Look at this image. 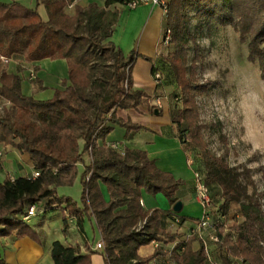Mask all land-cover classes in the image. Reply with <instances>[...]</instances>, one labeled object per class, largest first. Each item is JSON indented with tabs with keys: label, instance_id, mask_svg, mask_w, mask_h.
Listing matches in <instances>:
<instances>
[{
	"label": "trees",
	"instance_id": "16d2710c",
	"mask_svg": "<svg viewBox=\"0 0 264 264\" xmlns=\"http://www.w3.org/2000/svg\"><path fill=\"white\" fill-rule=\"evenodd\" d=\"M74 1L0 0V57L20 58L26 63L64 60L67 67L66 77L45 100L23 92L21 75L0 73V102L4 105L0 144L28 154L39 172L33 179L0 182V237L16 233L17 238L38 241L27 221L13 217L29 206L39 208L46 201L54 206L57 202L60 207L66 205L62 211L73 217L81 234L84 216L93 219L102 248L92 250L85 242L82 252L79 245L54 241L51 264H91V255L97 252L104 264H147L153 257L165 255L174 264H207L201 242L196 241V249L192 246L195 236L177 242L180 236L168 229L184 224L185 217L171 209H146L141 205L143 191L151 195L162 192L172 207L178 201L181 182L158 169L142 149L124 146L114 150L106 146V137L114 127L122 128L125 138L130 131L142 130L119 117L117 111L149 109L147 94L132 86L131 71L139 56L134 51L124 55L110 41L119 15L117 8L110 7H125L130 0L75 6L69 16L63 9ZM40 6L45 19L38 10ZM191 19L200 21L197 30L201 29V20L207 26H230L239 41L247 44L248 58L257 63L264 79V0H169L164 30H170V41L166 47H159L158 54L167 51L165 62L181 99L180 107L169 108L171 126L183 147L193 145L198 150L208 192L210 187L216 188L209 196L219 242L212 243L210 255L219 264H264V193L256 192L248 170L229 167L200 139L194 98L205 89L196 74L200 46L190 33ZM159 70L154 61L151 75L155 80ZM84 153L89 155V164L80 176L82 208H77L70 199L58 198L55 191L73 183L76 165L82 162ZM101 184L106 186L108 199L100 190ZM248 188H252L249 195ZM215 198L217 209L213 208ZM233 202L239 204L242 220L225 228L223 219ZM62 216L65 231L68 219L64 213ZM153 241L160 248L152 256L140 258L138 250ZM168 243L175 245L170 251H162V244ZM0 264H5L1 258Z\"/></svg>",
	"mask_w": 264,
	"mask_h": 264
},
{
	"label": "rangeland",
	"instance_id": "374dc122",
	"mask_svg": "<svg viewBox=\"0 0 264 264\" xmlns=\"http://www.w3.org/2000/svg\"><path fill=\"white\" fill-rule=\"evenodd\" d=\"M39 10V8H38ZM42 18L45 13L42 7L39 10ZM192 16V13H191ZM200 23L197 19H191L190 30L200 46V60L196 65V74L199 84L205 91L194 98L196 106V123L201 126L200 139L206 149L216 157H220L229 167H238L240 170H248L253 180L254 188L258 194L264 193V79L261 77L256 62L248 58L247 44L241 43L238 35L230 26L221 27L216 23L206 25L201 20V29L196 26ZM164 32V31H163ZM167 51L157 56L156 62L159 67V79L155 83V91L149 99L156 102H167L168 107H180L181 99L179 90L175 89L172 74L165 62ZM193 55L192 49L188 51V57ZM1 65H3L0 62ZM35 75V74H34ZM34 82V81H31ZM43 94L42 99L47 96ZM150 103V102H149ZM148 103V104H149ZM0 104H2L0 102ZM4 107V105H3ZM154 109H158L157 116L162 117L158 104H149V109L141 107L136 110H144L147 116H154ZM2 115V114H1ZM0 115V116H1ZM131 122V121H130ZM138 125V124H135ZM140 126V125H139ZM176 133V130L173 129ZM172 138H162L151 132H144L138 139L137 145L146 151L151 160L155 161L158 169L172 175L175 180L181 182L178 201L182 203V210L177 213L185 217L184 224L170 226L171 233L180 236L177 242L188 240L189 230L194 222L202 217V208L193 200L194 170L203 176V164L197 149L193 145L184 146L187 150L192 165H188L187 156L180 148H174L169 142ZM89 164V155H82V162L76 165V177L70 186H60L56 189V195L60 199H70L77 208H82L81 177L84 167ZM4 178L0 176V182ZM245 178L241 176L243 181ZM210 195L215 194L216 188L210 187ZM104 197L108 199L106 186L101 184ZM184 193V194H183ZM252 188H248V195ZM142 200L148 209V202H152L157 209H171L169 201L162 192L155 195L142 192ZM213 208L217 209L218 199H212ZM264 207V198L261 199ZM54 205L59 206L57 202ZM62 208L66 205L61 204ZM40 208V207H39ZM39 208H36L39 211ZM49 208L44 213L36 214L30 222H26L32 231H36L43 239H55L63 241L62 213L57 209ZM227 215L223 221L224 227L228 228L242 220L239 216V204L231 203ZM230 214V215H229ZM84 234L77 228L75 220L67 223V234L70 237L78 236L82 243L86 240L88 245H94L99 241V234L92 218L84 216L82 222ZM197 239L193 242V248L198 245ZM212 243L210 244V248ZM99 253V252H97ZM169 259V258H168Z\"/></svg>",
	"mask_w": 264,
	"mask_h": 264
},
{
	"label": "crops",
	"instance_id": "0c3cea01",
	"mask_svg": "<svg viewBox=\"0 0 264 264\" xmlns=\"http://www.w3.org/2000/svg\"><path fill=\"white\" fill-rule=\"evenodd\" d=\"M90 3L103 6L104 0H75L74 3L67 5L63 10L65 14L72 16L75 6L86 7ZM110 8H117L119 11L118 21H116L117 23L114 26L110 41L118 50H121L124 55L134 51L139 56L135 60L131 71L132 86L135 89L145 92L148 97H152L156 87L151 75V69L160 51L159 43L164 31L165 15L158 6L156 7L150 4L140 5L132 10H128L122 6H112ZM144 57L151 59V62L146 61ZM65 65L66 62L64 60L52 61L45 59L37 63H26L20 58H12L7 65L0 64V73L4 71L6 73L21 75L24 78L22 82L23 92L35 99L45 100L52 96L53 88L59 86L66 77L67 67ZM31 71L35 74L34 82L28 81L29 72ZM43 94L47 96L45 99H42ZM157 101L158 102H156V99H152V101L149 99V104H158L162 112V117L155 115L149 117L144 110H139V112L134 111V109L117 111L116 113L119 117L131 121L132 124L140 125L142 130L130 131L127 138H125L124 130L119 127H114L113 130L108 133L106 142L116 143L120 149L124 146H132L141 149L139 145H137L138 139L142 133L148 131L162 138H172L169 143L174 148H177V144L178 142L180 143V141L176 137L170 123L168 104L166 101ZM179 145L187 156V163L191 161L192 165V159H190L187 150L181 143ZM32 164L28 154H21L10 145L0 144V176L4 178L3 180L13 181L19 177H29L35 170ZM179 193L180 190L178 188L176 193L177 198ZM191 193H193V191ZM142 205L146 208L143 200ZM147 206L148 209L156 208L152 202H148ZM238 214L241 216L240 213ZM35 216L30 217L29 220ZM29 220H27V222H30ZM62 232L64 234V240L60 241L62 244L65 246L79 245L78 247L84 252L85 245L78 236L70 237L67 234V228H65L64 231V226ZM34 233L38 241H34L28 237L17 238L15 235L16 233L6 237H0V258L4 260L5 264L52 263L50 258V247L54 241L58 240L43 239L36 231H34ZM162 245V251H170L175 243ZM89 246L94 250L95 243L94 245L89 244ZM154 250L155 248L152 244L142 246L138 250V256H140V258L150 257L154 253ZM167 256L168 255L153 257L152 260L154 259L158 264H174ZM91 264H104L102 256L98 253L91 255Z\"/></svg>",
	"mask_w": 264,
	"mask_h": 264
},
{
	"label": "built area",
	"instance_id": "2783aa9c",
	"mask_svg": "<svg viewBox=\"0 0 264 264\" xmlns=\"http://www.w3.org/2000/svg\"><path fill=\"white\" fill-rule=\"evenodd\" d=\"M168 2L169 0H130L129 2L125 4V8H127L128 10L129 9L132 10L140 5L150 4L156 7L158 6L160 10L163 12V14L165 15L167 13ZM162 34L163 35H162L159 45L161 47H166L169 44L171 32L169 29H166L164 30ZM0 62L4 65H7L10 62V59L6 57H0ZM155 76H156V79L159 78V75H155ZM29 80L31 81L35 80V75L33 71L29 72ZM1 114H3V104H0V115ZM106 146L114 150H117L119 148L118 144L116 143L107 142ZM90 151L91 149L89 148L88 152ZM188 165H191V161H188ZM38 175H39V172L34 170L29 177L33 179V178L38 177ZM193 175H194V185H192L193 194H194L193 200H195V202L202 208V213H201L202 217L198 219L195 222L194 227L189 230V237L195 236L198 242H201L207 264H219L217 261L213 259L212 255H210L211 254L210 244L218 243L219 237L216 235L214 231V226L211 220L212 204H211V199L209 196L208 188L204 183V176L201 173L197 171H193ZM86 178H88V176ZM49 208L62 211V208L60 206H56V205L49 206L48 202L46 201L40 205L39 211H37L36 206H29V208L26 209V211L23 214L16 215L13 218L20 220L21 222H26L27 220L30 219V217L35 216L36 214L44 213ZM62 213L66 215L69 222H72L74 220L73 217L69 216L66 210H63ZM144 224H145V221L142 222V225L138 227V230L141 229ZM150 244H152L155 249L160 248L159 243L156 241H153ZM101 245H102V242L99 240L98 242L95 243L94 250H100L102 248ZM147 264H158V263L153 259V260H150ZM239 264H242V263L239 262Z\"/></svg>",
	"mask_w": 264,
	"mask_h": 264
},
{
	"label": "water",
	"instance_id": "95a60500",
	"mask_svg": "<svg viewBox=\"0 0 264 264\" xmlns=\"http://www.w3.org/2000/svg\"><path fill=\"white\" fill-rule=\"evenodd\" d=\"M153 113H154L155 116H157L158 113H159L158 109H154ZM171 210H172L174 213H176V214L179 213V212L182 210V203H181V201H176V202L172 205Z\"/></svg>",
	"mask_w": 264,
	"mask_h": 264
}]
</instances>
